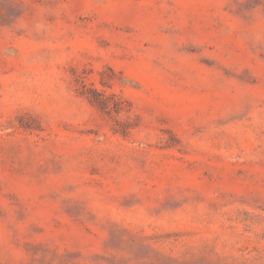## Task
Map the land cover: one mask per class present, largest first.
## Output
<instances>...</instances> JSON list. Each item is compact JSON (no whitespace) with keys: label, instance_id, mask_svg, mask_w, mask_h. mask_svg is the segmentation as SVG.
<instances>
[{"label":"rangeland","instance_id":"1","mask_svg":"<svg viewBox=\"0 0 264 264\" xmlns=\"http://www.w3.org/2000/svg\"><path fill=\"white\" fill-rule=\"evenodd\" d=\"M0 264H264V0H0Z\"/></svg>","mask_w":264,"mask_h":264}]
</instances>
